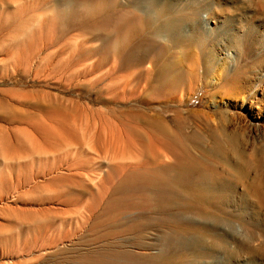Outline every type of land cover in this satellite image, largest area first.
I'll return each mask as SVG.
<instances>
[{"label":"bare ground","instance_id":"obj_1","mask_svg":"<svg viewBox=\"0 0 264 264\" xmlns=\"http://www.w3.org/2000/svg\"><path fill=\"white\" fill-rule=\"evenodd\" d=\"M45 9L52 13L45 23L51 36L40 49L78 30L90 44L86 51L110 67V90L123 98L183 103L188 96L189 105L199 84L213 85L212 96L241 99L251 105L247 115L264 117V0H56ZM137 110L126 109L117 121L125 134L144 139L142 160L122 164L104 180V196L86 208L83 223L98 229L131 207L161 220L155 209L166 195L178 201L174 212H161L169 222L178 220L161 236L166 251L186 254L187 264H264L263 145L248 147L240 130L225 125L212 132V145L195 152L178 137L186 130L184 111H175L174 130L162 113ZM244 118L236 116L240 123ZM141 124L146 134L137 133ZM142 220L111 222L141 238L152 229ZM44 226L27 235L46 236Z\"/></svg>","mask_w":264,"mask_h":264},{"label":"rangeland","instance_id":"obj_2","mask_svg":"<svg viewBox=\"0 0 264 264\" xmlns=\"http://www.w3.org/2000/svg\"><path fill=\"white\" fill-rule=\"evenodd\" d=\"M55 1L0 0V264H187L189 256L166 251L161 238L168 223L178 224L177 218L169 222L161 213L174 212L178 205L170 196L160 195L155 211L161 220L149 218L154 211L142 213L139 207L111 219L150 220L152 229L141 238L126 236L115 222L98 229L90 227L91 221L83 223L86 208L104 196V180L122 164L142 160L144 139L125 134L117 121L123 119L121 112H160L176 130L175 111H184L186 130L178 137L193 151L212 145V132L225 125L229 131L240 130L248 147L255 143L264 149V117L247 115L251 105L241 99L212 96L218 89L213 85L204 89L199 84L189 105L188 96L183 103H152L149 97L144 101L113 93L110 67L86 51L90 44L82 43L78 30L57 46L40 49L51 36L45 23L52 13L45 6ZM135 129L147 133L142 124ZM203 200L200 196L202 205ZM37 224L47 229L46 236L35 239L27 234Z\"/></svg>","mask_w":264,"mask_h":264},{"label":"clouds","instance_id":"obj_3","mask_svg":"<svg viewBox=\"0 0 264 264\" xmlns=\"http://www.w3.org/2000/svg\"><path fill=\"white\" fill-rule=\"evenodd\" d=\"M14 2L19 4V3H22V0H14Z\"/></svg>","mask_w":264,"mask_h":264}]
</instances>
